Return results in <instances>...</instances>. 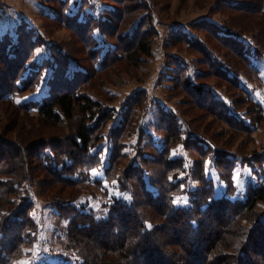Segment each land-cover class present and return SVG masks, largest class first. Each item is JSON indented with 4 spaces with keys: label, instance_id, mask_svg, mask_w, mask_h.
Here are the masks:
<instances>
[{
    "label": "rangeland",
    "instance_id": "rangeland-1",
    "mask_svg": "<svg viewBox=\"0 0 264 264\" xmlns=\"http://www.w3.org/2000/svg\"><path fill=\"white\" fill-rule=\"evenodd\" d=\"M117 1L0 0V41L9 35L10 52L13 43L25 38L22 32L32 31L31 41L26 40L31 48L23 73L25 82H16L21 86L32 81L30 87L1 91L2 98L7 99L0 97V142L6 143L0 145L2 166L22 165L24 159L17 154L18 147L23 145L21 151L30 155L35 139L58 141L61 145L65 141L70 149L68 136L80 115L77 113V120L55 126L43 121L33 107L58 88L61 78L69 81L78 76L80 94L108 109L112 116L90 149L100 161L89 170V180H84L79 169L72 176L82 183L70 187L56 182L40 168L38 159L31 161L28 173L33 180L16 184L19 192L8 197L13 204L24 199L33 202L30 215L37 227L31 232L32 244H25L22 255L12 264H79L82 259L75 251L80 247H67L62 230L69 218L59 215V196L77 195L73 201L62 200L67 208L107 216L116 200L130 203L134 199L120 180L129 165L140 167L154 194L159 187L152 180L180 183L179 190L170 194L174 208L179 210L191 208L193 198L198 197L201 173L213 181L215 198L245 199L250 186L264 184V0ZM124 6L132 7L136 13L128 18ZM117 12L125 20L116 31L110 23L114 20L112 13ZM88 22L92 23L87 35L90 44L79 35ZM139 22L141 32L153 30V36L151 55L137 60L123 48L128 46L129 34ZM178 32L186 34V41H174ZM118 45L122 48L118 51L120 57L104 68L101 58ZM94 49L100 52V60L95 62L91 58ZM83 74H87L85 79ZM0 75L4 76L3 67ZM185 80L205 92H187ZM128 113L134 128L123 133L119 128ZM165 117L175 121L183 140H195L196 147L183 140L170 147L165 140L167 125L162 126ZM116 132L124 134L119 139L123 158L116 177L108 179L110 157L119 144ZM154 146L170 148L167 161L178 162L166 174L167 180L154 171L158 160ZM42 150L47 163L55 153L50 146ZM198 150L206 151L205 157ZM219 153L225 158L222 165L217 163ZM144 157L156 159L146 163ZM0 178L9 181L16 176L6 172ZM51 180L54 182L49 186L47 182ZM95 180L102 185L95 186ZM139 195L144 198L142 193ZM1 205L4 209L0 220L14 206L0 201ZM256 210L258 220H263V201H258ZM144 211L150 228L159 224L152 210ZM1 236L0 232V239Z\"/></svg>",
    "mask_w": 264,
    "mask_h": 264
},
{
    "label": "trees",
    "instance_id": "trees-1",
    "mask_svg": "<svg viewBox=\"0 0 264 264\" xmlns=\"http://www.w3.org/2000/svg\"><path fill=\"white\" fill-rule=\"evenodd\" d=\"M116 2L119 3L117 0ZM124 10L128 18L136 13L130 6H124ZM112 16L114 20L110 24L117 31L122 27L125 18L121 17L119 12L112 13ZM91 25L92 23L88 22L84 25L85 29L79 31L82 40L87 43H89L87 35ZM141 26V22L134 26L129 34L128 46L123 48V52L127 50L128 56L137 60L142 55L149 56L152 53L153 30L141 32ZM22 33L25 38H19L18 42L12 44V52L10 48L7 49L10 42L9 35L6 34L0 41V67H3L4 71V76L0 75V97L3 101L7 100L2 98L4 92L20 90L22 86V90L27 89L32 82L16 85L20 79L25 82L23 73L25 74L31 48L27 45L31 41L32 31ZM111 33L113 35V32ZM182 40L186 41V34L178 32L174 41L177 43ZM117 49L110 50L111 53L105 52L101 60L100 52L94 49L92 61L100 60L105 68L120 57L118 51L122 48L118 45ZM86 75L83 74L84 79ZM61 80L57 82L58 88L53 92L51 90L46 98L33 107L43 121L55 126L61 125L65 120H77V113L80 115L68 136L70 149L65 141L61 145L58 141L44 142L43 138H39L31 143L30 155L21 151L23 145L18 147L17 154L24 159L22 165L5 168L0 163V176L6 175V172L16 176L15 180L9 181L0 178V201L10 206L14 205L1 216L0 220L2 234L0 264H12L22 255L23 246L32 244L31 232L37 227L30 215L33 202L23 198V202L13 204L14 202L8 197L9 194L19 192L15 188L16 184L22 183L24 179L33 180L28 173L29 169L32 170L29 166L31 161H34V158L38 159L41 162L40 168L48 172L56 182L70 187L82 183L72 176L74 173L82 169L84 180H89V170L95 168L100 161L99 155L91 154L90 149L100 138L101 128L112 118L111 113L108 109L98 106L97 102L85 94H80L81 79L78 76L69 81L65 78ZM183 86L187 92L191 90L199 95L205 92L201 87H196L187 80L183 82ZM133 122V117L125 118L121 125L123 127L119 130L124 133L133 129ZM162 122V126L167 125L168 128L165 138L167 144L171 147L182 142L183 138L175 121L165 117ZM114 137L119 140L124 134L116 132ZM184 141L188 146L196 147L195 140L189 138ZM118 143L114 148V155L111 154L110 157L106 172L108 179L116 177L122 162V142L119 140ZM5 145L6 143H2L1 146ZM43 146L44 149L50 146L55 153L54 157L46 156L49 158L47 163L44 160V153L40 151ZM153 149L156 151L157 161L155 157L142 159L146 163L157 162L154 171L166 179V174L171 173L178 162L167 161L170 148L166 147L163 150L164 148L154 146ZM198 152L200 156L205 157L206 151L198 150ZM1 156L2 154L0 159ZM28 157H31V160L28 161ZM223 159L224 156L219 153L217 163L222 165ZM173 173L176 177V172ZM199 179L202 180V186L199 188L198 197L193 198L191 208L181 210L174 208L170 196L172 192L179 190L180 183H169L167 179L166 183H161V179L152 180L153 184L159 187L158 192L154 194L146 185L140 167L135 165H129L120 175L122 186L131 191L134 199L130 203L116 200L107 216L98 217L94 212H85L73 206L67 208L63 201H73L77 195L73 198L59 196L60 201L57 205L60 207L59 215L69 218L67 225L62 229L68 241L67 247L72 249L80 247V251H75V254L82 259L79 264H264V218L258 220L259 214L256 210L258 201L264 202V184L250 186L245 199L231 200L225 197L215 198L213 181L210 178L206 180L202 173ZM226 179L228 180L229 177ZM52 182L54 181L47 183L51 186ZM93 184L99 187L102 182L95 180ZM138 192L143 194L145 200L141 195L138 196ZM2 209L4 208L1 205L0 211ZM145 209H150L157 215L155 220H158L159 224L152 228L148 226L149 216L145 213ZM251 223L256 225L252 227ZM159 233H162L163 237Z\"/></svg>",
    "mask_w": 264,
    "mask_h": 264
}]
</instances>
